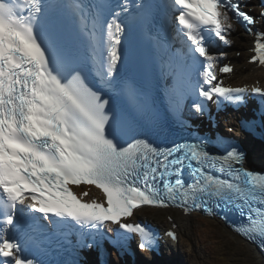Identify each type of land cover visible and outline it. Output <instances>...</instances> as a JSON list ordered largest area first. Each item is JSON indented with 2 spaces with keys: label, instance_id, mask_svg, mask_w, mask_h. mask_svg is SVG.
Here are the masks:
<instances>
[{
  "label": "snow or ice",
  "instance_id": "snow-or-ice-1",
  "mask_svg": "<svg viewBox=\"0 0 264 264\" xmlns=\"http://www.w3.org/2000/svg\"><path fill=\"white\" fill-rule=\"evenodd\" d=\"M247 6L0 0V264H77L66 258L76 249L107 241L123 254L134 237L155 253L159 234L132 220L144 207L219 217L264 251V171L245 167L233 138L160 143L147 131L162 120L161 98L184 128L214 120L209 104L239 111L256 98L258 115L239 131L264 136V86L226 84L220 74L233 68L212 51L230 44L236 21L254 36L248 63L264 68V28L254 31ZM80 185L102 198L85 199ZM175 228L164 233L174 243Z\"/></svg>",
  "mask_w": 264,
  "mask_h": 264
},
{
  "label": "bare ground",
  "instance_id": "bare-ground-1",
  "mask_svg": "<svg viewBox=\"0 0 264 264\" xmlns=\"http://www.w3.org/2000/svg\"><path fill=\"white\" fill-rule=\"evenodd\" d=\"M249 72L262 74L264 70L249 68ZM242 75L239 72L237 76ZM253 159L264 162V148L256 146L252 153ZM158 212V211H157ZM161 212V211H160ZM177 222L181 224L184 241L179 250L175 253V257L179 258V264H264V260L259 255L257 249L244 240L239 239L235 235H231L225 227L216 220L202 218L200 216H192L185 219L180 217ZM236 237L237 247L231 249L228 244L229 237ZM133 241L134 238L132 239ZM132 242V241H131ZM111 246H107L104 252H110ZM243 257V258H242ZM171 264H176L170 260Z\"/></svg>",
  "mask_w": 264,
  "mask_h": 264
},
{
  "label": "rangeland",
  "instance_id": "rangeland-1",
  "mask_svg": "<svg viewBox=\"0 0 264 264\" xmlns=\"http://www.w3.org/2000/svg\"><path fill=\"white\" fill-rule=\"evenodd\" d=\"M228 244L230 245L231 249H235L237 247L236 246L237 242L236 243L233 242V238L232 237L229 238ZM237 262H238V264H244L243 262H241V258Z\"/></svg>",
  "mask_w": 264,
  "mask_h": 264
}]
</instances>
